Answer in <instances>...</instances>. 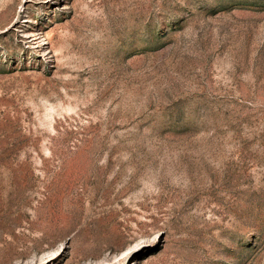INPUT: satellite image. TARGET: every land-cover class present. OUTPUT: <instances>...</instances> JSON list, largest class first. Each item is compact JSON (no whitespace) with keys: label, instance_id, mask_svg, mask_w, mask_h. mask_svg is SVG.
<instances>
[{"label":"rangeland","instance_id":"1","mask_svg":"<svg viewBox=\"0 0 264 264\" xmlns=\"http://www.w3.org/2000/svg\"><path fill=\"white\" fill-rule=\"evenodd\" d=\"M0 264H264V0H0Z\"/></svg>","mask_w":264,"mask_h":264}]
</instances>
